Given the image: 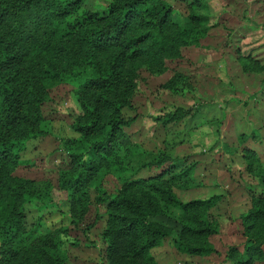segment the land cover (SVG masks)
Returning a JSON list of instances; mask_svg holds the SVG:
<instances>
[{
	"label": "rangeland",
	"instance_id": "obj_1",
	"mask_svg": "<svg viewBox=\"0 0 264 264\" xmlns=\"http://www.w3.org/2000/svg\"><path fill=\"white\" fill-rule=\"evenodd\" d=\"M162 1L170 11L164 33L153 38L159 48L132 61L128 72L132 107L121 113L135 118L120 126L111 162L93 170L79 195L57 182L67 160L61 139L76 136L71 124L81 114L76 82L42 79L44 64L37 65L38 130L28 132L11 173L49 189V199L25 203L26 224L61 239L65 264H105L107 203L126 182L152 178L183 200L218 194L205 212L216 228L206 240L216 251L177 247L171 209L154 216L171 233L149 248L145 264H264V255L248 259L250 241L242 234L243 214L256 200L264 205V0ZM108 2L80 0L76 15L104 11ZM21 40L23 63L35 66L36 41ZM177 108L188 111L164 120ZM262 223L248 232L261 238ZM260 248L264 254V241Z\"/></svg>",
	"mask_w": 264,
	"mask_h": 264
},
{
	"label": "trees",
	"instance_id": "obj_2",
	"mask_svg": "<svg viewBox=\"0 0 264 264\" xmlns=\"http://www.w3.org/2000/svg\"><path fill=\"white\" fill-rule=\"evenodd\" d=\"M79 1L0 0V264H65L66 259L57 235L26 224L25 203L45 202L49 189L11 173L28 132L38 130L37 65L44 64L42 79L56 76L76 82L74 97L81 114L71 124L76 136L61 139L67 160L58 170L57 182L69 195H79L93 170L111 162L120 126L135 118L121 113L132 107L127 96L131 62L150 48H159L153 38L156 32L164 33L169 22L170 7L162 0H109L104 11L76 15ZM22 36L36 41L31 53L39 58L35 66L23 63ZM187 111L177 108L164 114V120L181 118ZM217 196L183 200L163 181L126 182L107 203L102 231L105 264H145L149 248L171 233L154 216L168 215L171 209L177 212L178 231L172 238L177 247L190 253L215 252L206 236L216 228L205 212ZM257 222L264 228V205L259 200L242 217V234L250 241L249 260L264 255L260 248L264 236L248 232Z\"/></svg>",
	"mask_w": 264,
	"mask_h": 264
}]
</instances>
